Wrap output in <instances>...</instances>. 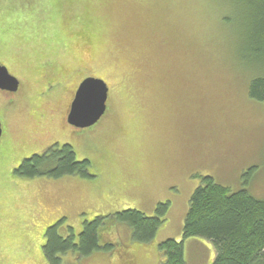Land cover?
Listing matches in <instances>:
<instances>
[{"label": "rangeland", "instance_id": "374dc122", "mask_svg": "<svg viewBox=\"0 0 264 264\" xmlns=\"http://www.w3.org/2000/svg\"><path fill=\"white\" fill-rule=\"evenodd\" d=\"M248 12L239 0H0V65L20 85L0 90V264H47L53 225L77 236L84 221L152 217L168 203L150 243L123 227L111 250L60 256L159 264L157 243L181 240L196 175L264 200V105L247 92L263 67L248 51ZM86 77L107 85L106 112L77 130L64 112ZM65 144L93 178L15 174ZM186 241V264L211 263L209 246Z\"/></svg>", "mask_w": 264, "mask_h": 264}, {"label": "trees", "instance_id": "16d2710c", "mask_svg": "<svg viewBox=\"0 0 264 264\" xmlns=\"http://www.w3.org/2000/svg\"><path fill=\"white\" fill-rule=\"evenodd\" d=\"M248 8V51L261 60L263 71L252 78L248 97L264 105V0H239ZM24 179L64 176L93 178L89 162L78 161L70 145L52 146L42 155H33L14 171ZM250 173V170L247 172ZM246 173V174H247ZM200 185L189 199L181 240L157 243L159 264H186L184 242L197 240L207 244L214 256L210 264H264V200H256L245 190L230 192L210 176L196 175ZM169 204H158L154 215L126 210L84 221L77 236L58 235L56 225L46 229L42 247L47 264H61L67 253L78 257L111 250L112 236L120 228L129 229L132 241L150 243L166 220Z\"/></svg>", "mask_w": 264, "mask_h": 264}, {"label": "water", "instance_id": "95a60500", "mask_svg": "<svg viewBox=\"0 0 264 264\" xmlns=\"http://www.w3.org/2000/svg\"><path fill=\"white\" fill-rule=\"evenodd\" d=\"M17 88L18 81L9 75L5 67L0 66V90L13 93ZM107 92L108 89L103 81L94 78L83 80L71 102L67 123L78 129L95 125L105 112ZM1 132L0 126V136Z\"/></svg>", "mask_w": 264, "mask_h": 264}, {"label": "flooded vegetation", "instance_id": "af4514ba", "mask_svg": "<svg viewBox=\"0 0 264 264\" xmlns=\"http://www.w3.org/2000/svg\"><path fill=\"white\" fill-rule=\"evenodd\" d=\"M78 85V84H77ZM19 87H20V85H19ZM19 87H18V89H19ZM76 88H77V86H76ZM76 88H75V90H76ZM17 89V90H18ZM75 90H74V92H75ZM74 92L72 93V96H71V98H70V100H69V103L67 104V106H66V109H65V112H64V120H66V117H67V113H68V110H69V107H70V104H71V101H72V99H73V96H74ZM4 93H7V92H5L4 91ZM71 127V126H70ZM73 128V127H72ZM74 129H76V128H74ZM77 130H81V129H77Z\"/></svg>", "mask_w": 264, "mask_h": 264}, {"label": "crops", "instance_id": "0c3cea01", "mask_svg": "<svg viewBox=\"0 0 264 264\" xmlns=\"http://www.w3.org/2000/svg\"><path fill=\"white\" fill-rule=\"evenodd\" d=\"M81 230V229H80ZM80 232V231H79ZM117 233H119V239H120V231L119 232H117ZM79 234V233H78ZM77 234V235H78ZM76 236V235H75ZM67 237V236H66ZM197 241V240H196ZM186 242H188V241H186ZM186 242H184V256H185V249H186V247H187V244H185ZM198 242H200L202 245H204L205 243H203V242H201V241H198ZM44 243H45V238H44ZM189 244H191V243H189ZM193 244H198V243H193ZM192 244V245H193ZM191 245V246H192ZM43 246H44V244H43ZM189 246V245H188ZM206 246L208 247V245L206 244ZM211 248V247H210ZM209 247H208V249H210ZM211 251H212V249H210ZM70 253V252H69ZM43 254V253H42ZM71 254V253H70ZM73 254V253H72ZM214 253H212V255H213ZM214 256V255H213ZM44 257V256H43ZM45 259V258H44ZM46 261V260H45ZM160 261V260H159ZM47 263V262H46Z\"/></svg>", "mask_w": 264, "mask_h": 264}, {"label": "snow or ice", "instance_id": "6c2138e0", "mask_svg": "<svg viewBox=\"0 0 264 264\" xmlns=\"http://www.w3.org/2000/svg\"><path fill=\"white\" fill-rule=\"evenodd\" d=\"M85 102H87V101H85Z\"/></svg>", "mask_w": 264, "mask_h": 264}]
</instances>
